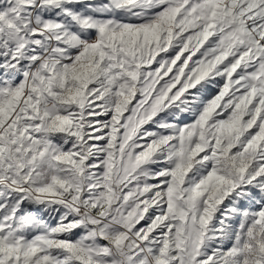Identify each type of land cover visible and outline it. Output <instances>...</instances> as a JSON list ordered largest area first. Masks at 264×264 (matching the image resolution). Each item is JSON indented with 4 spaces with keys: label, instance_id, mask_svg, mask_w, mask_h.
I'll use <instances>...</instances> for the list:
<instances>
[{
    "label": "snow or ice",
    "instance_id": "obj_1",
    "mask_svg": "<svg viewBox=\"0 0 264 264\" xmlns=\"http://www.w3.org/2000/svg\"><path fill=\"white\" fill-rule=\"evenodd\" d=\"M0 264H264V0H0Z\"/></svg>",
    "mask_w": 264,
    "mask_h": 264
}]
</instances>
